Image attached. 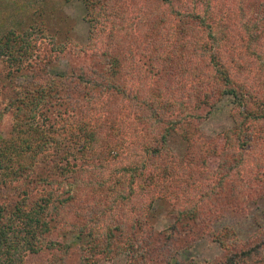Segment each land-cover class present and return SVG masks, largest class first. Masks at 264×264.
<instances>
[{
    "label": "trees",
    "instance_id": "16d2710c",
    "mask_svg": "<svg viewBox=\"0 0 264 264\" xmlns=\"http://www.w3.org/2000/svg\"><path fill=\"white\" fill-rule=\"evenodd\" d=\"M74 1L83 46L43 22L0 37V264H172L202 235L225 256L187 264H264V232L209 227L227 189L264 202V0ZM223 99L232 126L207 139Z\"/></svg>",
    "mask_w": 264,
    "mask_h": 264
},
{
    "label": "rangeland",
    "instance_id": "374dc122",
    "mask_svg": "<svg viewBox=\"0 0 264 264\" xmlns=\"http://www.w3.org/2000/svg\"><path fill=\"white\" fill-rule=\"evenodd\" d=\"M39 22L44 23L45 32L49 35L68 33L78 46L87 43V26L83 20V8L78 2L64 4L62 0H0V37L10 29L20 31L30 25L38 27ZM37 30V28H35ZM41 37V35H37ZM37 46L43 51L49 50L50 39H35ZM52 47V46H51ZM74 58L68 51L64 52L54 62L58 70L69 72L76 64ZM231 103L225 99L211 115L201 123L199 128L207 139L214 138L223 129L232 126L230 118ZM9 117L5 118V123L1 127L2 134L7 132L9 127ZM264 128V122L262 123ZM217 161L211 159L210 165L215 167ZM245 183L237 188L236 195H232L231 190L227 189L224 193H219L218 201L226 207L222 216L213 218L209 222V227L215 232H225L230 228L240 241L249 239L264 232V202L257 204L246 203L244 197L251 193ZM242 202V209L240 207ZM245 202V204H243ZM169 207L162 205L154 208L150 221L156 231L164 230L169 223L173 222V216L169 213ZM192 241L190 249H180L177 252L172 264H187L189 260L198 263H216L225 256V251L220 245L210 237L202 235L197 240ZM194 241V242H193ZM47 260L50 256H46ZM128 256L125 254L114 255L101 259L96 264H128ZM264 259V256L262 257ZM258 259V258H257ZM253 259L247 264H256ZM44 261L43 258H36V263Z\"/></svg>",
    "mask_w": 264,
    "mask_h": 264
}]
</instances>
